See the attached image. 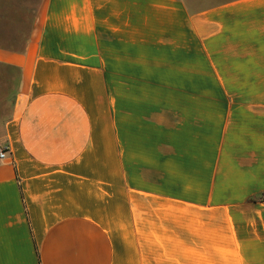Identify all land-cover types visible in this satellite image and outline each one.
<instances>
[{"label": "crops", "instance_id": "obj_1", "mask_svg": "<svg viewBox=\"0 0 264 264\" xmlns=\"http://www.w3.org/2000/svg\"><path fill=\"white\" fill-rule=\"evenodd\" d=\"M4 144L0 264H264V0H42Z\"/></svg>", "mask_w": 264, "mask_h": 264}, {"label": "rangeland", "instance_id": "obj_2", "mask_svg": "<svg viewBox=\"0 0 264 264\" xmlns=\"http://www.w3.org/2000/svg\"><path fill=\"white\" fill-rule=\"evenodd\" d=\"M42 0H0V34L24 27Z\"/></svg>", "mask_w": 264, "mask_h": 264}, {"label": "built area", "instance_id": "obj_3", "mask_svg": "<svg viewBox=\"0 0 264 264\" xmlns=\"http://www.w3.org/2000/svg\"><path fill=\"white\" fill-rule=\"evenodd\" d=\"M10 156V149L7 144L0 145V163L4 162Z\"/></svg>", "mask_w": 264, "mask_h": 264}]
</instances>
